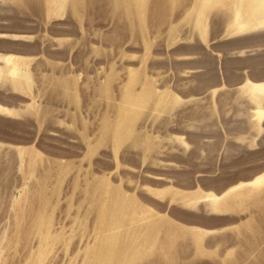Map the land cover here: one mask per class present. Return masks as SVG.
Segmentation results:
<instances>
[{"label": "rangeland", "instance_id": "1", "mask_svg": "<svg viewBox=\"0 0 264 264\" xmlns=\"http://www.w3.org/2000/svg\"><path fill=\"white\" fill-rule=\"evenodd\" d=\"M0 264H264V0H0Z\"/></svg>", "mask_w": 264, "mask_h": 264}, {"label": "bare ground", "instance_id": "2", "mask_svg": "<svg viewBox=\"0 0 264 264\" xmlns=\"http://www.w3.org/2000/svg\"><path fill=\"white\" fill-rule=\"evenodd\" d=\"M254 12H255V10H254ZM255 14H257V13H255ZM263 15V14H262ZM263 19V18H262ZM253 21V20H252ZM258 21V20H257ZM250 22V21H249ZM259 24V23H258ZM246 25V24H245ZM8 58H10V57H7V59ZM6 60V59H5ZM8 60H11V58L10 59H8ZM14 60V59H13ZM5 62V61H4ZM11 63V65L13 64L12 62H10ZM10 65V64H9ZM14 66H15V64H14ZM14 69H16V68H14ZM14 72V71H13ZM251 90V89H250ZM252 91V90H251ZM6 110V109H5ZM263 179V178H262ZM261 178H259V179H257V180H255L254 182H252L251 183V185H256V184H258V183H260L261 182V180H262Z\"/></svg>", "mask_w": 264, "mask_h": 264}]
</instances>
